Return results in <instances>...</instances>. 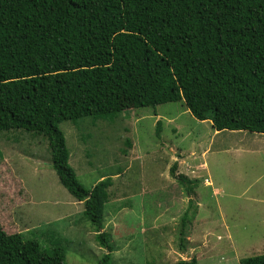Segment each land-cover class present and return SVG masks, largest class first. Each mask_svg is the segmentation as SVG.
I'll return each instance as SVG.
<instances>
[{
	"label": "trees",
	"instance_id": "obj_1",
	"mask_svg": "<svg viewBox=\"0 0 264 264\" xmlns=\"http://www.w3.org/2000/svg\"><path fill=\"white\" fill-rule=\"evenodd\" d=\"M178 102L215 131L264 134V0H0V133L48 139L60 184L108 256L113 180H77L60 125ZM0 264H66V253L0 223Z\"/></svg>",
	"mask_w": 264,
	"mask_h": 264
},
{
	"label": "rangeland",
	"instance_id": "obj_2",
	"mask_svg": "<svg viewBox=\"0 0 264 264\" xmlns=\"http://www.w3.org/2000/svg\"><path fill=\"white\" fill-rule=\"evenodd\" d=\"M60 128L84 187L113 180L104 219L113 253L60 184L48 139L24 130L0 133V223L8 235L23 233L45 251L63 248L66 264H104L107 256L106 264H240L264 255V134L215 131L182 102ZM180 152L196 168L187 176V165L176 169L185 184L171 172L183 164Z\"/></svg>",
	"mask_w": 264,
	"mask_h": 264
},
{
	"label": "crops",
	"instance_id": "obj_3",
	"mask_svg": "<svg viewBox=\"0 0 264 264\" xmlns=\"http://www.w3.org/2000/svg\"><path fill=\"white\" fill-rule=\"evenodd\" d=\"M177 131V130H176ZM244 133H246V132H244ZM244 133H243V135H244ZM249 135V134H248ZM174 149V148H173ZM176 150H178V151H180L179 149H176ZM181 153V155H179V157H180V159H182L183 161V164H180L179 165V162H175V165H176V168H177V170H178V168H180V170L182 169L183 170V165L185 164V159H184V155H182L183 154V152H180ZM174 154H176L175 153V150H174ZM193 156H196V153L195 152H192L191 153ZM174 159L176 158V157H173ZM185 165H187V164H185ZM184 165V166H185ZM201 166V165H200ZM205 165H203V166H201V167H204ZM196 169L194 166H192L191 164H188L187 165V167H186V173L184 174V175H186L187 176V174L188 173H192V171H194V170ZM188 172V173H187ZM180 175H183V174H180ZM179 176V172H176V175L174 176V178L175 179H177V178H179L178 177ZM207 182V184H211V183H209L208 181H206ZM192 192V191H191ZM191 200V194L190 195H188V201H190Z\"/></svg>",
	"mask_w": 264,
	"mask_h": 264
}]
</instances>
